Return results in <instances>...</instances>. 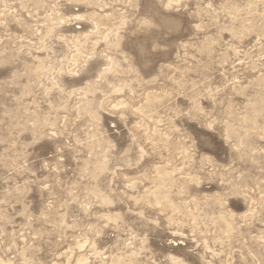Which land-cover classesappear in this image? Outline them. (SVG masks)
<instances>
[{
	"label": "rangeland",
	"instance_id": "1",
	"mask_svg": "<svg viewBox=\"0 0 264 264\" xmlns=\"http://www.w3.org/2000/svg\"><path fill=\"white\" fill-rule=\"evenodd\" d=\"M0 264H264V0H0Z\"/></svg>",
	"mask_w": 264,
	"mask_h": 264
}]
</instances>
